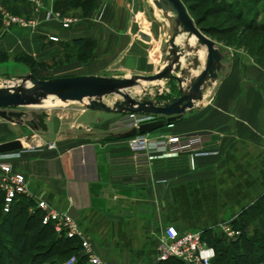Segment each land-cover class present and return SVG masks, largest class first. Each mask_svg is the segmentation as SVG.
<instances>
[{"label": "crops", "instance_id": "obj_1", "mask_svg": "<svg viewBox=\"0 0 264 264\" xmlns=\"http://www.w3.org/2000/svg\"><path fill=\"white\" fill-rule=\"evenodd\" d=\"M1 1L19 15L34 16L27 0ZM55 2L44 0L46 8L53 10ZM150 11L148 0H91L88 13L70 29L49 22L35 32L17 28L6 33L0 25V57L78 60V54H86L89 48L88 65L99 73L53 79L153 75L147 72L149 64L156 66L153 49L161 40H156ZM148 25L149 32L144 30ZM140 32L151 40L141 38ZM78 39L90 47L81 48L75 44ZM241 60L224 65L225 74L206 86L202 100L172 127L150 133L156 137L212 132L204 155L153 154L150 160L135 154L129 142L137 134L113 131L124 114L98 111H87L93 122L83 120L76 133H55L54 126L47 124L54 149L32 144L43 141L40 133L29 144L20 137L1 143L23 141L20 156L9 160L13 170L26 176L35 198L62 212L75 210L98 253L112 257L108 262L147 264L155 258L158 238L168 226L222 233V226L264 196V64ZM112 70L126 74L103 73ZM135 72L139 74H130ZM198 75L191 74L190 79ZM153 86L137 100L153 97L158 87L165 100L179 96L175 81Z\"/></svg>", "mask_w": 264, "mask_h": 264}, {"label": "rangeland", "instance_id": "obj_2", "mask_svg": "<svg viewBox=\"0 0 264 264\" xmlns=\"http://www.w3.org/2000/svg\"><path fill=\"white\" fill-rule=\"evenodd\" d=\"M1 1V0H0ZM80 1V0H79ZM186 6L189 8L190 16L199 25V29L202 32L204 30L206 33L202 32L207 38L213 40L218 48L224 51L226 60H224V65H232L240 63L241 57H244V61H251L256 65L264 64V31H253L249 29V24L254 22L257 25L264 23V0H185ZM88 7L91 6V1H88ZM148 6L154 9L155 13L150 11V17L152 19L153 32L156 35V40L160 39V43L155 45L153 49V59L156 60L155 64H149L151 70L147 73L155 74L161 68H164L169 64L173 59H175V51L168 47V39L170 33V24L167 20V15L170 17L172 14H167L166 16L162 12L158 11L153 0H148ZM84 9H87L85 7ZM83 8H77L74 10H63L57 11L54 8V11L62 14L65 17H71L75 19L82 18L87 10ZM87 11V12H86ZM151 21V20H149ZM255 27V26H254ZM16 29V28H15ZM14 30V29H13ZM146 31H150V25L146 26ZM177 44L184 49V52L180 54V61L182 63V68L187 70V74H200L204 70L206 50L204 48L200 49L198 52L195 51L197 40L195 37L190 38L186 34H180L177 38ZM92 50L88 48L86 54H78V60H73L72 57L53 60H34L32 57L23 58L17 60L13 58V55L8 58L0 57V88L5 84L18 83L20 76H24L28 73H31L33 70H37L39 73L44 74L42 77L44 79H53L55 76L61 75H76V74H91L98 72L90 68L88 61L91 58ZM77 58V56H75ZM25 59V60H24ZM247 59V60H246ZM94 71V72H93ZM99 73V72H98ZM102 73V72H101ZM105 75H121L126 74V72H121L117 70H112L109 72H103ZM102 73V74H103ZM130 74H139L137 72ZM180 74V73H179ZM221 74H225L223 71ZM144 76V75H136ZM151 84H158L151 83ZM154 86L151 85L149 88H143L141 93H136L138 89H128L134 98L138 99L143 95L148 94ZM116 99L121 98L116 95H108L103 98V101L110 106H113V103ZM38 102H46L47 105L38 104L36 108H17L19 110H24L30 114V118H34L37 121H44L46 124H50L55 128V133L66 130L67 132H78L77 127L80 126V123L83 120L93 122L87 116V111H83L85 106L79 103H52L47 100H39ZM86 113V114H85ZM90 114V113H89ZM0 143L6 140H12L14 138L20 137L24 141L32 139L33 135H38L43 138L41 140H35L32 144L37 146L49 147V140H52L50 137V132H44L42 130L35 131L34 128H30L27 125L19 123L7 122L0 117ZM6 123H5V122ZM48 122V123H47ZM161 130V129H160ZM160 130L151 132L158 133ZM62 133V132H61ZM49 137L48 139L45 137ZM55 136H53L54 138ZM11 164V163H10ZM33 210L32 208L30 211ZM5 212V202L2 208L1 199H0V221L2 219V214ZM6 213V212H5ZM82 230L83 226H81ZM85 231V230H84ZM201 232V235L204 238H207L208 235L205 231H196ZM32 234V233H31ZM224 234V233H223ZM251 234V233H250ZM209 248H215L204 240ZM30 241L27 239V244ZM216 252V250H215ZM70 256V257H69ZM73 255H68L64 260H68ZM102 257L108 262V260H113L109 255H102ZM217 253L216 257L213 260V264H220L217 262ZM68 258V259H67ZM155 259V258H154ZM154 259H152L147 264H154ZM51 262V261H50ZM259 264H264L261 262Z\"/></svg>", "mask_w": 264, "mask_h": 264}, {"label": "water", "instance_id": "obj_3", "mask_svg": "<svg viewBox=\"0 0 264 264\" xmlns=\"http://www.w3.org/2000/svg\"><path fill=\"white\" fill-rule=\"evenodd\" d=\"M157 8L166 13L170 21V35L168 46L175 50V59L153 75L132 76L131 78H115L102 76H76L55 78L49 80L38 79L33 73L20 76L22 82L30 83L24 90L0 88V117L7 122L19 123L34 128L35 131H48V125L44 121L30 118V114L17 108H31L36 101L48 96L62 102H75L85 106L87 110L104 113H146L156 116L158 119L142 124L138 129L129 130L128 136L136 134H148L172 125L184 117L187 111L194 109L196 103L203 98V90L218 80L223 72L226 53L216 43L207 38L194 23L182 0H155ZM180 34H186L189 39L197 40L195 51L204 48L206 50L204 70L194 79L187 70L182 68L180 54L184 49L177 44ZM139 36L150 41L151 36L140 32ZM180 73L181 76H175ZM175 81L179 87V96L163 99L161 87H158L153 97H143L137 100L128 89L134 87L149 88L154 82L158 84L164 81ZM157 85V84H154ZM118 95L113 106L103 101L108 95ZM84 101H87L85 103ZM24 143L21 139L0 144V155L22 151ZM70 215L78 219L75 210H70Z\"/></svg>", "mask_w": 264, "mask_h": 264}, {"label": "built area", "instance_id": "obj_4", "mask_svg": "<svg viewBox=\"0 0 264 264\" xmlns=\"http://www.w3.org/2000/svg\"><path fill=\"white\" fill-rule=\"evenodd\" d=\"M32 5L33 17L19 15L11 11L0 2V25L3 32L13 29L37 31L43 24L55 22L64 29H70L78 23V19L65 17L53 9L46 8L44 0H27ZM45 13L42 18L41 14ZM53 42L59 38L50 37ZM86 111V108L83 109ZM152 114L126 113L121 117L113 131H129L138 129L142 124L157 120ZM169 125L168 127H172ZM212 132L193 133L186 135H160L137 134L132 137L129 146L138 155L145 154L150 160L151 155L159 154L160 157L179 158L186 156L204 155L206 144L213 140ZM49 148H56V144H50ZM21 151L0 155V189L5 194V212H9L18 196H26L36 203L37 209L43 212V224L53 225L56 233L60 236L78 238L81 243V255L85 256L88 264H114L107 262L97 251L95 243L82 230L81 225L69 212H62L51 207L46 201L37 199L30 191L29 182L25 175L13 170L9 160L20 156ZM33 211V210H31ZM224 233L230 240H236L240 231L233 229L232 225L222 226ZM216 252L209 248L204 241L201 232L178 230L173 226L164 229L158 238L157 253L154 264L166 262L172 258L178 259L183 264H213ZM77 255H73L65 264H76Z\"/></svg>", "mask_w": 264, "mask_h": 264}, {"label": "trees", "instance_id": "obj_5", "mask_svg": "<svg viewBox=\"0 0 264 264\" xmlns=\"http://www.w3.org/2000/svg\"><path fill=\"white\" fill-rule=\"evenodd\" d=\"M88 1L56 0L54 8L57 11H67L87 7L84 10L89 11ZM0 2L18 14L9 3ZM182 2L184 5L186 4L185 0ZM187 11L191 14L189 8ZM196 25L199 27L197 22ZM249 29L264 31V23L257 25L252 22L251 27L249 24ZM202 32L206 33L204 30ZM75 44L83 49L90 47L83 39L75 40ZM31 73L38 79L47 80L42 77L44 74L37 70L31 71ZM4 198L5 194L0 189L2 208L5 202ZM31 208L33 211H30ZM231 225L233 229L241 233L236 240H230L223 233L205 231L208 237L204 240H207L215 248L218 256L217 262L220 264H259L264 262V196L245 210ZM27 239L30 241L29 244H27ZM80 253L81 243L78 238L60 236L56 233L53 225L43 224V212L37 209L34 200L26 196H18L10 211L2 214L0 264H65L64 258L70 254L78 256L76 264H88L86 257ZM160 264H183V262L172 258Z\"/></svg>", "mask_w": 264, "mask_h": 264}, {"label": "bare ground", "instance_id": "obj_6", "mask_svg": "<svg viewBox=\"0 0 264 264\" xmlns=\"http://www.w3.org/2000/svg\"><path fill=\"white\" fill-rule=\"evenodd\" d=\"M155 0H153V2H154ZM156 6V5H155ZM158 9V11H160V12H162V14L163 15H167V14H171V13H166V12H164L162 9H160V8H157ZM153 12L155 13V11H154V9H153ZM168 15H167V20H168ZM168 22H169V24H170V21L168 20ZM170 27H171V24H170ZM169 47V46H168ZM169 48H171V47H169ZM172 50H174L173 48H171ZM175 51V50H174ZM174 61V59L171 61V62H173ZM115 78H117V77H115ZM18 83H12V85L11 84H5L3 87H5V88H9V89H17V90H24V89H26V88H28L29 86H30V83H28V82H22V81H17ZM157 82V81H156ZM156 82H154V83H156ZM2 87V88H3ZM138 88H140L139 90H136V93H141L142 92V89H143V87H134V88H132V90L133 89H138ZM43 100H47V101H49V102H52V103H72V102H62V101H60V100H57V99H55L53 96H48V97H46V98H44ZM39 101V100H38ZM38 101H36V103L31 107V108H36V105H37V103L38 104H43V105H47L48 103H46V102H38ZM85 103H87V101H84ZM25 145V144H24Z\"/></svg>", "mask_w": 264, "mask_h": 264}]
</instances>
